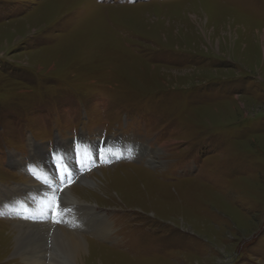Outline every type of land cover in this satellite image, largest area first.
Masks as SVG:
<instances>
[{"label":"rangeland","instance_id":"obj_1","mask_svg":"<svg viewBox=\"0 0 264 264\" xmlns=\"http://www.w3.org/2000/svg\"><path fill=\"white\" fill-rule=\"evenodd\" d=\"M45 176L84 264H264V0H0V264Z\"/></svg>","mask_w":264,"mask_h":264},{"label":"bare ground","instance_id":"obj_2","mask_svg":"<svg viewBox=\"0 0 264 264\" xmlns=\"http://www.w3.org/2000/svg\"><path fill=\"white\" fill-rule=\"evenodd\" d=\"M31 145L33 147H38L36 144ZM34 151L35 150H33V152ZM35 154L37 157L38 155L40 156L36 151ZM33 158H35V155ZM38 178H40V175ZM65 183L66 182L63 183L61 180H56L54 176H52L50 180L45 176L40 184L36 183L34 186L27 187L26 190H24L27 194V198L25 194V196L23 195V191L15 192V194L23 195L20 196L19 199L20 206L32 208L31 212L33 214L32 217L25 216L22 210L21 213L19 210L18 215L21 220L14 224L17 230L16 235L11 239L12 244L9 250H12L14 259H20L19 264H84L86 257L89 256V242L84 236L80 235L78 228L70 226L69 224L65 225L63 222L65 219L62 218V214L65 210L61 212L65 206L67 208H73L75 205L77 210L89 214L90 218L93 219L92 224H89L93 234L99 237H107L110 235L111 228L108 217L105 214L102 215L88 203L81 201L71 192L70 188L65 186ZM85 184H88L87 186L90 187L96 186V182H92L91 180H87ZM15 194H13L10 200L15 198ZM5 205H7V201L0 203L1 212L5 211L6 214H11L12 210L8 209L10 207H6ZM55 205H58V208L56 207V214L57 212H61L60 217L57 216V220L60 223L55 219L56 214L54 217L51 216L52 208ZM10 206H12L11 201ZM39 209L44 210V212H39ZM13 211L16 212L15 210ZM67 219L69 220L68 217ZM70 223L72 224V221ZM49 240H51V243L48 242ZM5 242H7V240ZM3 247H5V245ZM105 252L106 258L110 255L112 256L108 251Z\"/></svg>","mask_w":264,"mask_h":264},{"label":"snow or ice","instance_id":"obj_3","mask_svg":"<svg viewBox=\"0 0 264 264\" xmlns=\"http://www.w3.org/2000/svg\"><path fill=\"white\" fill-rule=\"evenodd\" d=\"M55 207H57V208H58V205H55ZM57 215H59V212H57Z\"/></svg>","mask_w":264,"mask_h":264}]
</instances>
